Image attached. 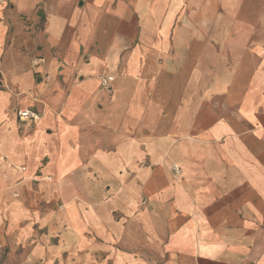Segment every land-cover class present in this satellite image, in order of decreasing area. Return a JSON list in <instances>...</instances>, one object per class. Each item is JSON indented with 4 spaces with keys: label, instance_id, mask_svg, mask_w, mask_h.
I'll use <instances>...</instances> for the list:
<instances>
[{
    "label": "crops",
    "instance_id": "0c3cea01",
    "mask_svg": "<svg viewBox=\"0 0 264 264\" xmlns=\"http://www.w3.org/2000/svg\"><path fill=\"white\" fill-rule=\"evenodd\" d=\"M5 1L0 0V59L1 43L12 29L4 17ZM40 1L47 17L41 41L45 57L80 54L84 48L92 57H108L113 69H122L119 86L126 93L105 104L107 113L116 116L117 140L97 150L106 155L102 161L96 158L102 167L124 171L113 199L123 218L114 221L106 214V234L113 243L106 242V249L115 250L116 240L122 243L112 253L115 261L264 264V125L259 126L257 113L212 119L208 99L185 96L192 85L188 73L183 70L179 79L178 70L162 69L161 54L174 40L172 26L191 0H20L19 10L31 11ZM246 2L229 5L250 16L260 10L257 0ZM16 38L12 58L18 57ZM179 80L182 87H177ZM184 86L182 99L175 94ZM8 105L7 96L0 94V125ZM42 129L36 136L41 147L58 154ZM242 138L252 144L246 147ZM145 158L151 164L141 168ZM173 164L180 167L178 176ZM103 212L92 214L91 229L102 222Z\"/></svg>",
    "mask_w": 264,
    "mask_h": 264
},
{
    "label": "rangeland",
    "instance_id": "374dc122",
    "mask_svg": "<svg viewBox=\"0 0 264 264\" xmlns=\"http://www.w3.org/2000/svg\"><path fill=\"white\" fill-rule=\"evenodd\" d=\"M15 1L4 2V17L12 29L1 43L0 59V94L9 104L6 121L0 125V264H119L112 253L122 249L120 239L114 242L115 250L105 246L112 243L106 234V214L114 221L123 218L113 199L124 171L102 167L97 161L106 155L97 150L117 140L116 116L107 113L105 104L126 93L119 86L122 69H113L108 57H92L94 53L84 48L75 56L53 52V57H45L43 2L21 12L20 0ZM233 2L187 3L172 26L174 40L163 50L161 65L173 73L178 70L179 79L183 70L188 73L192 85L185 96L208 99L212 119L257 113L260 126L264 125V0H257L260 10L252 16L233 9L234 4L229 5ZM245 2L240 0L239 5ZM186 13L189 20H182ZM15 38L18 57L12 58ZM170 76L173 82L174 75ZM183 83L179 80L177 87ZM175 90L171 96L183 99L185 86L178 94ZM24 108L39 118H21ZM42 128L58 154L41 147L36 136ZM242 143L252 144L245 138ZM147 164L151 163L145 158L140 167ZM172 170L175 176L181 172L177 164ZM95 211L105 212L102 222L91 229Z\"/></svg>",
    "mask_w": 264,
    "mask_h": 264
},
{
    "label": "built area",
    "instance_id": "2783aa9c",
    "mask_svg": "<svg viewBox=\"0 0 264 264\" xmlns=\"http://www.w3.org/2000/svg\"><path fill=\"white\" fill-rule=\"evenodd\" d=\"M104 84H108V79L104 78ZM19 115L21 118L23 119H29V118H32V119H38L39 118V115L38 113H36L35 111L29 109V108H24V109H21L19 111Z\"/></svg>",
    "mask_w": 264,
    "mask_h": 264
}]
</instances>
